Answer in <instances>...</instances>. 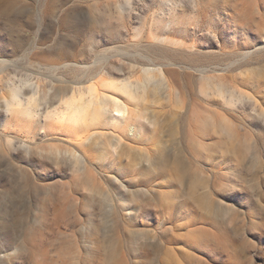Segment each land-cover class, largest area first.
Instances as JSON below:
<instances>
[{
  "label": "rangeland",
  "instance_id": "rangeland-1",
  "mask_svg": "<svg viewBox=\"0 0 264 264\" xmlns=\"http://www.w3.org/2000/svg\"><path fill=\"white\" fill-rule=\"evenodd\" d=\"M2 60L0 264H264V0H0ZM97 73L149 122L119 149L54 120Z\"/></svg>",
  "mask_w": 264,
  "mask_h": 264
},
{
  "label": "bare ground",
  "instance_id": "bare-ground-1",
  "mask_svg": "<svg viewBox=\"0 0 264 264\" xmlns=\"http://www.w3.org/2000/svg\"><path fill=\"white\" fill-rule=\"evenodd\" d=\"M251 54L252 52L249 51L244 56ZM5 63L6 61H0V73ZM147 70L150 69L147 68ZM48 78L50 79V77ZM50 81L59 82L60 79L51 77ZM71 85L77 87V94H74L70 90L71 92L53 95V99H56L61 104L60 108H57L58 114L54 116V120L59 124L61 129L72 130L74 128L77 134L86 136V119L89 116V110H92L91 112L98 116L107 115L109 118L107 123L109 133L106 139L109 147L115 150L128 145V141L133 139L137 130H139V135H142L140 127L145 126V123L149 124L148 121L143 123L140 120H136V124L132 122L133 118L131 115L133 111L130 100H135V96L131 82L109 81L105 77V74L101 75L97 73L87 80L73 82ZM26 87L28 88V92L24 93L23 89ZM11 90L13 91L11 101L6 102L5 105L6 113L18 111L19 113H24L26 116L30 115L34 117V120H37L36 116L41 112V107L49 113V104L47 102L43 103V100L38 96V86L32 87L27 82H22V84L20 83L19 86L13 87ZM105 90L114 91L117 95L106 94ZM119 95H124L126 99H120ZM99 134L101 137V133ZM75 144L78 148L75 149L73 158L78 162L87 161L85 143L83 141H76ZM76 155H78V158Z\"/></svg>",
  "mask_w": 264,
  "mask_h": 264
}]
</instances>
